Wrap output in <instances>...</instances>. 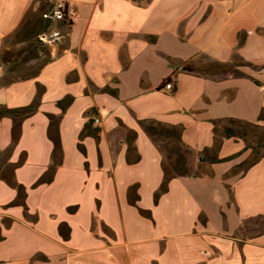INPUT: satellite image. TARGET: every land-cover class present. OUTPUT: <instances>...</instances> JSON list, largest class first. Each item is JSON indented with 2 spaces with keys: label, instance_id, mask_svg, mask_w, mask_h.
<instances>
[{
  "label": "crops",
  "instance_id": "crops-1",
  "mask_svg": "<svg viewBox=\"0 0 264 264\" xmlns=\"http://www.w3.org/2000/svg\"><path fill=\"white\" fill-rule=\"evenodd\" d=\"M47 1L74 7L78 18L67 48L52 40L51 60L36 77L0 88V105L36 106L16 141L12 119H0V155L10 149L24 189L20 197L0 179V264H264V224L256 223L264 216V155L228 176L251 149L236 138L215 148L212 124L264 126V0ZM34 2L0 0V42ZM235 57L258 85L204 74L208 60ZM6 68L0 64V78ZM89 119L97 139L81 137ZM146 120L180 128L201 170L171 179L156 203L162 155L139 124ZM50 124L60 144L55 158ZM130 131L135 163L126 161Z\"/></svg>",
  "mask_w": 264,
  "mask_h": 264
},
{
  "label": "trees",
  "instance_id": "trees-1",
  "mask_svg": "<svg viewBox=\"0 0 264 264\" xmlns=\"http://www.w3.org/2000/svg\"><path fill=\"white\" fill-rule=\"evenodd\" d=\"M34 6L35 9L32 8L28 11L25 15L24 20L8 37L18 36L21 32V29L25 25L24 34H29L33 30H35V40L33 42H29L28 44L24 45L21 49L17 50L15 53L11 54L6 52L0 55V64L6 66V72L2 78H0V88L7 86L8 84L20 80L34 78L38 75L41 68L48 63L51 59V49L48 45H45L38 41L37 37L39 35H46L49 33L52 27L56 26V31L58 37L61 39L59 42V47L61 49H66L68 46V33L72 24H68L65 20H45L41 23V25L34 26L35 24V17L43 16L46 12L53 11L59 4L50 3L47 0H35ZM35 10V11H33ZM37 27V28H36ZM150 40L153 42L154 39L151 37ZM25 40L21 41L24 42ZM33 51H37V54H34V57L27 58L30 53ZM43 55L45 58L43 60H39L40 56ZM31 60H39L33 69L28 72H20L18 71V66L27 63ZM171 66V65H170ZM241 66H250L249 64L245 63L239 57H235L230 63H220L216 61H209L205 66V73L210 75H217L219 79H225L230 77H247L253 83L259 84V82L252 78L251 76L242 72L239 68ZM184 71L193 72L189 67H183ZM212 78V77H211ZM164 84H170L169 78L164 80ZM115 95V92H112ZM35 104H31L27 107L22 108H8L6 106L0 105V119L3 117H10L13 121L12 127V140L16 141L18 138V131L20 122L25 117L31 115L35 111ZM264 118V112L260 115V119ZM52 124L53 121H50ZM50 124V131L49 137L53 142L54 150L53 156L54 158L60 154V144L59 139L57 136L53 135L52 127ZM141 128L148 136V138L152 141V143L156 146L158 151L162 155V170H163V180L159 187V189L154 194V203L157 202L158 198L161 194L165 193L167 190L168 182L176 177L181 176H189L191 167L189 165L190 158L192 157L191 151L184 146L181 141V129L176 126H166L160 123H156L153 121H140L139 122ZM214 127V147L218 148L221 143L222 138H236L244 142L245 150L251 149L250 157L245 160L244 162L240 163L236 166L229 175L237 174L238 172L245 171L252 165H254L259 158L262 157L257 151L259 148H264V126L259 124L249 123L243 120L234 119V118H227V119H220V120H213L212 121ZM94 120L89 119L81 133V137L83 136H92L94 138H98V127H93ZM218 133L221 134L218 137ZM135 138V133L130 131L128 132V136L126 138L128 148L126 152V161L128 163H135L139 160V156L136 153V149L133 146V140ZM253 141L254 144L250 145L247 141ZM10 154V149H7L0 155V179L5 181L9 186L15 188L18 192V196H22L24 193V189L22 186L18 185L14 180V170L16 168V164H12L8 161V157ZM239 154V153H238ZM237 155H233L231 157L225 159H214L209 160L210 163H220L228 161ZM205 160V159H204ZM203 160V161H204ZM200 168V165L198 166ZM195 173V176H198ZM208 176L212 175L210 172L207 173ZM138 195L136 193V186L130 187L128 191V201L131 205H135L138 201ZM139 213L147 218H150V212L147 210L139 209ZM263 222L264 224V216H259L256 218V223ZM248 223L243 222L240 226V231H245L248 228ZM67 226L65 224H61L59 226V231L64 238H67V235L64 231H66Z\"/></svg>",
  "mask_w": 264,
  "mask_h": 264
},
{
  "label": "rangeland",
  "instance_id": "rangeland-1",
  "mask_svg": "<svg viewBox=\"0 0 264 264\" xmlns=\"http://www.w3.org/2000/svg\"><path fill=\"white\" fill-rule=\"evenodd\" d=\"M35 11V10H33ZM48 13V12H46ZM36 21H35V24L34 26H37V25H41V23L44 21V18L43 16L40 14V16L38 17H35ZM27 25H25L23 27V29H21V32L18 34V36H13V37H6L4 40H2L0 42V55L6 53V52H9L11 54L15 53L17 50L21 49L24 45L28 44L29 42H33L35 40V30H33L31 33L29 34H24V31H25V28H26ZM37 28V27H36ZM56 31V26L55 27H52L49 31V33H46V37L48 40H53V42L55 41L56 43L57 42H61V39L58 37V36H53L54 33ZM44 36V35H43ZM40 37H42V35H39V37H37L38 41H40L41 43L45 44V45H52L54 44L53 42H51L50 44H48L47 42H43L40 40ZM56 38H59V40H57ZM25 40L24 42H21ZM34 54H37V51H33V53H30V55L27 56V58H31V57H34ZM40 58L39 60H43L45 57L43 55H39ZM39 60H31L27 63H24L20 66H18V71L20 72H28V71H31L33 69V67L35 68L37 62ZM241 70H251L252 72V69L251 68H248L246 66H242L240 67ZM248 144L250 145H253L254 142L253 141H250L248 140L247 141ZM260 155H264V148H259L258 151H257ZM189 165L191 167V170H190V174H198L201 170L200 168L198 167L200 164H199V161H198V157L197 156H192L190 158V161H189ZM238 237H242V233H238L236 234Z\"/></svg>",
  "mask_w": 264,
  "mask_h": 264
},
{
  "label": "built area",
  "instance_id": "built-area-1",
  "mask_svg": "<svg viewBox=\"0 0 264 264\" xmlns=\"http://www.w3.org/2000/svg\"><path fill=\"white\" fill-rule=\"evenodd\" d=\"M43 18L45 20H52V21L65 20L66 23L73 24L74 22L77 21L78 17L74 7L62 4L56 7L53 11L43 14ZM53 36H57V35L54 34ZM40 40L43 42H47L48 44L52 42L51 40H48L45 35L40 37ZM165 88L171 89V84H167ZM97 122L98 120L96 119L95 123Z\"/></svg>",
  "mask_w": 264,
  "mask_h": 264
}]
</instances>
